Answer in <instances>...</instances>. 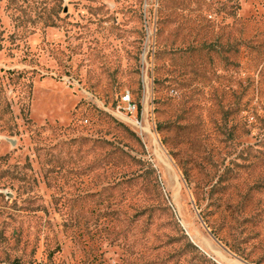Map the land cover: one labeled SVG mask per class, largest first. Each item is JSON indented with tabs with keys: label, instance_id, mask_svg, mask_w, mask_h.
<instances>
[{
	"label": "rangeland",
	"instance_id": "1",
	"mask_svg": "<svg viewBox=\"0 0 264 264\" xmlns=\"http://www.w3.org/2000/svg\"><path fill=\"white\" fill-rule=\"evenodd\" d=\"M0 264H264V0H0Z\"/></svg>",
	"mask_w": 264,
	"mask_h": 264
},
{
	"label": "trees",
	"instance_id": "2",
	"mask_svg": "<svg viewBox=\"0 0 264 264\" xmlns=\"http://www.w3.org/2000/svg\"><path fill=\"white\" fill-rule=\"evenodd\" d=\"M234 51H235L236 55L239 54L240 50H239V42L238 41L236 42V46H235ZM119 125H121V124H119ZM128 132H129V130H128ZM129 133L134 135V132L130 131ZM104 142L111 144V142L108 140H105ZM114 152H120L124 156V158L126 159V162H128V163L131 162L132 159L134 160V158L120 146L113 147V148H111V150L108 151V153H114ZM204 169H205V167H203V171H204V175H205V178H203V179H204V182L206 185H211L209 187V194H210V197L212 199V203H213V205L216 204L217 206H220L222 204L221 194L226 193V191L228 189V184H225L224 181H228L230 179V170L225 171V173L220 177V179H218L216 182L212 183V181L214 180L215 174L211 175L208 171H206ZM183 173L185 175V178L190 181V178H191L190 177L191 176L190 169L186 165L183 166ZM142 176H143V174L135 173L132 176H129L127 178L125 177V179L132 181V180H136ZM200 184H201V182L199 183V186H201ZM212 232L219 241L224 242V240L218 235L217 230L213 229ZM225 244H227V243H225Z\"/></svg>",
	"mask_w": 264,
	"mask_h": 264
},
{
	"label": "built area",
	"instance_id": "3",
	"mask_svg": "<svg viewBox=\"0 0 264 264\" xmlns=\"http://www.w3.org/2000/svg\"><path fill=\"white\" fill-rule=\"evenodd\" d=\"M123 100L126 101V102H128L129 105H130V107H132V100H131V97H130V94L129 93L123 96ZM134 108H135V105H133V109Z\"/></svg>",
	"mask_w": 264,
	"mask_h": 264
}]
</instances>
